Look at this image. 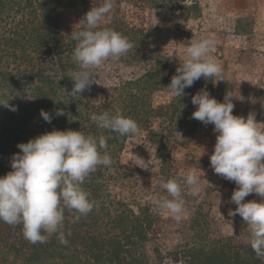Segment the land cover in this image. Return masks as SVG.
I'll return each mask as SVG.
<instances>
[{
    "label": "trees",
    "instance_id": "1",
    "mask_svg": "<svg viewBox=\"0 0 264 264\" xmlns=\"http://www.w3.org/2000/svg\"><path fill=\"white\" fill-rule=\"evenodd\" d=\"M113 1L136 2L157 9L180 8L186 17L199 14L198 4L186 5L187 0ZM99 2L103 0H0V98L12 97L8 103L16 108L12 111L0 106V176L11 171L10 160L20 151L19 143L53 129L104 135L112 159L110 167L99 166L82 185L95 201L93 210L74 223L77 214L65 210L64 230L66 234L71 232L66 246L55 236L47 243L32 244L24 239L22 225L10 226L0 221V264H163L165 253L173 263L264 264L250 247V231L246 234L239 231L243 221L238 214L235 215L237 231L214 239L209 217L200 206L188 219L178 223L162 218L148 207L134 212L106 194L112 179L110 174L120 169L118 154L132 135L121 137L99 129L90 119L93 113L114 114L119 110L145 131L163 119L168 135L183 140L195 133L200 123L192 118L196 108L191 103L192 95L207 89L215 99L223 97L213 89L211 80L202 78L185 88L181 98H172L168 105L153 108L150 95L166 91L176 74V70L160 68H151L140 78L103 92L92 91L93 95L102 93V102L86 97L87 92L82 97L71 95V74L78 70L72 60L76 42L71 39V32H60L57 10ZM122 26L112 18L107 27L129 39L131 31ZM25 96L32 101H25ZM58 109L65 114L57 116ZM41 110L52 115L51 123L43 120ZM151 136L154 142L161 143L157 135ZM164 155L158 151L157 157L168 165L170 158ZM173 233H178L175 239L178 243L169 251L164 246L171 242Z\"/></svg>",
    "mask_w": 264,
    "mask_h": 264
},
{
    "label": "clouds",
    "instance_id": "2",
    "mask_svg": "<svg viewBox=\"0 0 264 264\" xmlns=\"http://www.w3.org/2000/svg\"><path fill=\"white\" fill-rule=\"evenodd\" d=\"M112 13L113 0H103L84 14L78 30L71 31V39L76 42L72 60L78 67L71 74L73 96L82 97L91 90L94 83L91 69L100 67L109 58L119 59L133 48L126 36L111 27H101L102 21H111ZM216 43L212 37L186 41L185 57L166 86L172 98H181L185 88L202 78H215L216 83L224 81L223 67L212 56ZM11 98H0V106L16 111L8 103ZM191 103L196 106L192 118L205 126L211 124L216 134L209 156L212 170L236 185L230 197L236 207L230 216L238 214L242 218L250 230V247L264 261V126L257 122L254 112L246 117L233 115L235 105L230 92L219 102L207 89H201L192 95ZM64 114L63 110L56 111L57 116ZM40 115L51 123L53 117L48 112L41 110ZM90 119L99 129L121 137L135 135L139 130L138 123L119 110L114 114L93 113ZM17 147L20 151L11 157V171L0 176V221L10 226L22 225L24 239L32 244L47 243L55 236L66 246L71 232L66 234L64 230L65 210L77 214L73 223L88 215L95 201L82 185L99 166L112 165L107 137L85 135L80 130L53 129ZM137 158L138 167L148 169L149 164ZM203 180L195 169L180 180L161 177L160 187L166 194L152 199L154 210L166 211L179 223L185 212L184 192L201 195ZM250 194L258 196L259 202L246 201Z\"/></svg>",
    "mask_w": 264,
    "mask_h": 264
},
{
    "label": "rangeland",
    "instance_id": "3",
    "mask_svg": "<svg viewBox=\"0 0 264 264\" xmlns=\"http://www.w3.org/2000/svg\"><path fill=\"white\" fill-rule=\"evenodd\" d=\"M192 2L198 4L199 14L186 17L180 8L157 9L136 2L113 1L112 18L131 31L129 41L133 48L119 59L109 58L100 67L90 70L94 83L91 90L86 91V97L101 102L102 93L93 95L92 91L103 92L125 81L136 80L151 68L176 70L185 57L186 41L212 37L217 42L212 56L222 65L224 77V81L217 83L215 78L211 80L213 89L222 97L230 91L235 105L233 115L246 117L254 112L257 122L264 126V0H187L185 4ZM102 3L59 8L60 32L66 34L78 30V22L84 14ZM109 23L102 21L101 27ZM171 99L168 89L150 95L153 108L166 106ZM24 100L32 101L28 96ZM216 100L223 102V99ZM162 120L153 123L150 131L139 129L124 141L118 154L120 169L110 174L112 179L106 194L110 200L126 204L134 212L143 207L152 212L155 211L152 199L166 194L160 187L161 177L180 180L189 170L195 169L197 175L205 179L202 181L204 191L198 196L184 192L182 220L188 219L190 213L200 206L209 217L214 239L233 235L237 231L236 219L230 216V212L236 205L231 203L230 197L236 185L216 175L210 166L209 156L216 136L213 126L200 122L195 133L180 140L178 136L168 135ZM152 134L157 135L161 143L154 142ZM158 151L168 155V165L158 159ZM137 157L149 164L148 169L138 167ZM259 199L255 194L245 198L257 202ZM159 215L173 220L166 211L159 212ZM239 231L244 234L250 230L243 222ZM171 238V242L164 246L169 251L178 243L175 240L178 233H173ZM166 254L163 264H182L173 263Z\"/></svg>",
    "mask_w": 264,
    "mask_h": 264
}]
</instances>
